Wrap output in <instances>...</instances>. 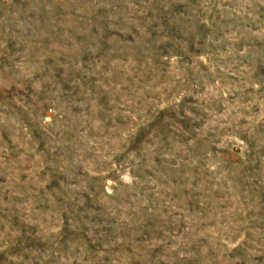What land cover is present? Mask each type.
I'll return each mask as SVG.
<instances>
[{
    "label": "rangeland",
    "instance_id": "374dc122",
    "mask_svg": "<svg viewBox=\"0 0 264 264\" xmlns=\"http://www.w3.org/2000/svg\"><path fill=\"white\" fill-rule=\"evenodd\" d=\"M0 264H264V0H0Z\"/></svg>",
    "mask_w": 264,
    "mask_h": 264
}]
</instances>
